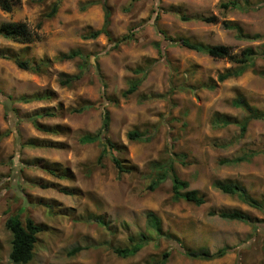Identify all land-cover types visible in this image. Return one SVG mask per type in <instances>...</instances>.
Listing matches in <instances>:
<instances>
[{
  "label": "rangeland",
  "instance_id": "1",
  "mask_svg": "<svg viewBox=\"0 0 264 264\" xmlns=\"http://www.w3.org/2000/svg\"><path fill=\"white\" fill-rule=\"evenodd\" d=\"M54 1L13 0L10 12L0 7V24L25 21L36 35L27 43L0 36V48L53 62L36 74L0 58V264H15L9 258L13 236L5 223L19 213L23 220L31 216L45 227L27 264H150L165 251L172 253L166 264H264V211L214 186L217 181L237 182L264 203V120H251L243 135L236 125L217 128L212 123L218 114L240 120L246 116L232 105L238 95L264 111V55L241 76L221 82L219 74L240 66L175 42L188 38L228 45L236 55L249 46L262 53L264 38L238 37L223 22L238 24L244 34H264V0H250L253 8L247 11L224 9L222 3L230 0H108L112 37L133 33L130 41L117 47L104 34L84 37L103 26L101 4L63 0L54 17L43 19ZM213 15L217 22L196 20ZM184 16L191 19L183 20ZM74 49L91 55L86 69L80 58L56 60ZM81 72L71 85H61V79ZM138 79L137 90L123 95ZM169 91L168 97H157ZM44 92H53V97L31 103L8 99ZM88 102L96 107L74 111ZM104 109L111 115L108 136L126 148L122 160L138 167V172L120 174L110 156L99 162L103 149L99 142L81 141L84 134L100 128ZM27 116L44 126L60 127V133L38 130L25 120ZM132 130L153 138L130 140ZM249 151L256 152L250 161L221 163ZM171 157L177 158L178 175L204 196V205L174 201L169 178L156 190H146L150 164ZM234 209L259 220V228L208 213ZM149 210L161 218L164 232L180 237L187 246L211 251L230 246L231 251L211 260L192 259L181 254L174 241L161 237L160 244L150 241L135 255L116 254L114 246L132 247L141 233L150 234ZM76 246L84 248L69 255Z\"/></svg>",
  "mask_w": 264,
  "mask_h": 264
},
{
  "label": "trees",
  "instance_id": "2",
  "mask_svg": "<svg viewBox=\"0 0 264 264\" xmlns=\"http://www.w3.org/2000/svg\"><path fill=\"white\" fill-rule=\"evenodd\" d=\"M63 0H55L51 6L49 11L44 15L43 19H49L54 17ZM91 4H101L104 11V22L103 26L100 29L93 30L88 34H85L86 39H96L100 35L104 34L109 38V41L113 43L115 47L119 46L121 43H126L130 41L132 38V34H126L121 36L118 39H114L109 31V26L111 23V14L112 10L108 4V0H92ZM14 2L13 0H0V7L4 11L10 12L13 9ZM222 7L224 9H235V10H243L247 11L253 8V4L250 0H230L228 2L222 3ZM183 20L189 21L190 17H182ZM196 20L206 22V23H214L218 21L217 16H201L196 18ZM43 24V20L37 23V28H41ZM224 26L228 29H234L237 31V36L247 39V40H261L264 38V34H244L241 27L233 22L225 21L223 22ZM0 36L10 39L15 42L27 43L33 41L34 34L33 29L30 25L25 21H5L0 24ZM175 42L179 43L181 46L188 48L190 50H194L197 52L208 54L214 58L218 59H230L232 62L238 64L240 66L237 70H228L224 73L218 75V81H225L232 77L241 76L249 66L253 65L254 60L261 55H264V52H257L253 47L244 48L239 55L233 54L230 46L224 44H203L192 42L188 38H180L175 39ZM0 58H5L12 60L20 69L30 71L36 74H41L46 69H48L52 65V60L49 58L45 59H29L24 58L21 55L12 52L11 50L1 49L0 48ZM74 58H80L83 63L81 64V68L86 69L90 63H92L91 55L83 52L81 49H74L67 53H62L59 57H56L58 61H65ZM97 58V56H96ZM95 58V59H96ZM96 68L99 70V64L97 63V59L95 61ZM83 75V72L80 74H76L73 76H67L64 79L60 80L61 85L69 86L74 80L79 79ZM102 80V79H101ZM140 79L135 80L129 84V88L126 89L123 95L127 96L130 93H134L137 90V87L140 84ZM212 87V86H211ZM0 93L3 91L0 89ZM171 92H167L163 95H158L157 97H168ZM53 92H44L38 93L35 95H21L19 97H14L13 95H9L8 99L11 103H31L34 101H45L51 99L53 96ZM232 105L236 108L243 110L246 114L242 120L238 118H234L229 115H215L212 123L214 127L222 128L228 127L230 125H236L240 128L241 134L243 135L247 129L248 124L253 119L264 120V111L259 108L253 106L244 95H238L236 98L232 100ZM10 107V104H7V107ZM96 107L95 103H86L80 107L74 108L75 112L81 113L88 109H93ZM14 112H18L14 110ZM44 114H48L51 117H55L57 113L46 111ZM43 114V115H44ZM17 116V115H16ZM26 121H31L33 125L41 131L50 132L52 134H59L60 127L50 128L44 126L38 122L36 118L27 116L24 117ZM22 118V119H24ZM111 115L109 110L104 109L102 112V124L99 129L94 132H89L84 134L81 137V141L83 143H94L99 142L103 149L101 156L99 158V162H101L102 158L106 155L110 156L113 160L118 172L120 174L126 173H135L138 172V167L130 166L126 164L121 157V153L125 151V147L118 145L115 143L109 136L108 130L110 127ZM130 140L137 141H150L153 138V135H149L145 132H140L139 130H132L128 133ZM32 144V143H29ZM256 152L249 151L244 154L221 160L222 164H238L243 161H250ZM175 157V156H174ZM177 159V158H176ZM175 158H170L169 161L159 162L154 161L150 164V183L146 186L147 191L156 190L160 184L166 180L170 179L171 181V190H172V198L174 201L184 200L189 203L196 204L198 206L204 205L206 203V199L204 196L197 190L190 188V182L188 180L183 179L178 175L175 169ZM49 173L56 174L53 170H48ZM58 174V173H57ZM59 175V174H58ZM214 186L220 190L221 192L236 196L241 202L249 205L250 207L263 210L264 211V203H262L257 198L253 197L250 193L246 191L241 184L229 181V182H214ZM26 207L23 206L21 208L22 213L25 212ZM209 215L217 216L227 221H242L248 224L253 225L256 229L259 228L260 224H257L259 220H254L249 214L245 213L240 209L234 210H210ZM146 218L149 226V235L144 232L140 234L137 241L132 247H117L114 246L113 250L116 254L120 256H132L137 254L146 243L150 241H154L157 245L160 244L161 237L166 240H172L178 245L179 252L185 255L188 258L199 259V260H211L215 258H220L225 256L227 253L231 251L230 246H225L218 248L215 251H211L207 247H202L200 249H194L187 246L183 240L176 236L173 233H166L163 230L162 220L161 218L155 214L153 211L149 210L146 212ZM101 221V220H100ZM6 227L12 233V241H11V250L9 253L10 260L15 264H27L31 260H33L35 256V251L37 245L39 243V235L45 231V227L39 223H37L31 216H27L25 220H23L19 214H12L6 220ZM84 247L76 246L69 251V255H76L80 252ZM172 256L170 251L163 252L162 256L159 259H154L150 264H166Z\"/></svg>",
  "mask_w": 264,
  "mask_h": 264
}]
</instances>
